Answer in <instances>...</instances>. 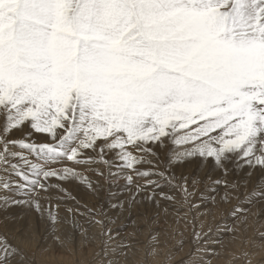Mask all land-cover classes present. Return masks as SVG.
<instances>
[{
	"label": "snow or ice",
	"instance_id": "obj_1",
	"mask_svg": "<svg viewBox=\"0 0 264 264\" xmlns=\"http://www.w3.org/2000/svg\"><path fill=\"white\" fill-rule=\"evenodd\" d=\"M193 159L224 174L208 177V192L238 187L226 179L230 164L264 173V0H0V192L26 197L0 196V206H30L53 231L67 223L86 240L77 217H87L100 229L95 264H120L129 245L62 184L97 192L86 172L123 180L129 199L111 204L121 211L138 197L157 208L178 203L166 186L189 211L215 205L203 193L191 202L198 178L190 191L187 176L172 174ZM252 198L264 200V178L244 197ZM64 199L75 203L62 220ZM188 223L193 250L181 264H210L206 246L220 241L203 221ZM0 264H31L26 241L0 234Z\"/></svg>",
	"mask_w": 264,
	"mask_h": 264
},
{
	"label": "rangeland",
	"instance_id": "obj_2",
	"mask_svg": "<svg viewBox=\"0 0 264 264\" xmlns=\"http://www.w3.org/2000/svg\"><path fill=\"white\" fill-rule=\"evenodd\" d=\"M169 147L172 146L169 145ZM163 162L166 163V160ZM144 167L149 166L144 165ZM229 169L226 179L236 182L238 187L225 189L223 185H220L214 186L215 192H208L206 191L208 177L211 176L212 179L224 178L223 172L214 169L210 163H206L202 167L198 159L173 166L172 174L177 177L181 175L188 177L187 184L190 191L193 190L192 179H199L200 182L194 186L195 195L191 197L192 203L199 204L202 193L206 196H216L217 203L215 205L209 202L199 209L191 211H189L188 205L183 204V198L179 191L167 186L162 190L174 195L178 203L170 204L161 201L160 207L157 208L154 203H149L142 197H138L139 203H134L131 209H128L127 203H125L123 211L119 208H111V204L126 202L129 199L130 191L125 187L123 180L115 185L106 184L100 177L86 172L85 174L94 182L99 181L100 187L97 192H89L76 181L65 182L62 186L81 205L87 204L92 207L93 214L96 209L104 213V216L96 215V219H104L106 227L112 229L118 243L123 242L129 245V248L133 245L137 248L138 254L142 252L141 264H147L150 256H155L159 260L158 264H181L182 260H187L189 253L193 250L189 246L193 230V224L188 223L189 220H193L198 229L200 222L203 221L204 231H207L211 226L212 233L209 234L211 239L220 241V243L206 246L211 253H215V255L205 254L206 262H210V264H264V200L252 198L249 202L244 199L246 193L251 192L260 179L264 178V173L259 169L247 167L235 169L231 164ZM249 172H251V176L248 175ZM225 191L231 193L226 203L220 199ZM4 195L14 196L12 193L0 192V196ZM49 195L56 198L63 197L64 194L53 190ZM14 198L26 199L22 196H14ZM55 202L57 201L53 199V203ZM74 203L75 201L71 199L61 201L60 216L62 220L67 216L64 206H71ZM236 207H239L241 211L233 216L231 212ZM165 208L168 209L167 212L164 211ZM206 208L210 209V213L196 219L197 213L204 212ZM80 210L85 211L83 207ZM109 219L114 220L115 223H109ZM77 220L86 231L92 229L100 231L99 226L90 222L87 217L78 216ZM224 225L231 228L232 231L217 232V228ZM62 230L64 235L61 233ZM5 233L10 239L15 234L16 236L20 235L19 237L26 241L31 264H95L93 257L98 250V241L101 239L98 235L96 239L86 241L84 239V243L78 245L77 241L81 236L80 230L61 222L56 225V230L53 231L47 218L42 217L40 213L27 205H10L6 208L0 206V234ZM153 235L157 236L156 242H151ZM61 239L72 243L71 250L66 248V243H63ZM179 240L184 241L183 251L177 244ZM153 249L156 250L155 255H149ZM124 258L125 256L119 257L120 260Z\"/></svg>",
	"mask_w": 264,
	"mask_h": 264
},
{
	"label": "bare ground",
	"instance_id": "obj_3",
	"mask_svg": "<svg viewBox=\"0 0 264 264\" xmlns=\"http://www.w3.org/2000/svg\"><path fill=\"white\" fill-rule=\"evenodd\" d=\"M186 167V165H185ZM184 169V168H183ZM191 169V168H190ZM122 187V186H121ZM122 191V190H121ZM119 194V193H118ZM38 218V217H37ZM62 235H64L63 233V230L61 231ZM79 233V232H78ZM99 235V230L97 229H92L91 231H87V236L90 238V239H87V240H93V239H96ZM20 236V235H19ZM18 236V237H19ZM22 236V235H21ZM63 237V236H62ZM84 239L85 237L81 234V236L78 238V241H77V244L78 245H81L82 243H84ZM74 240V239H73ZM61 241L63 243H66V248L71 250V247H72V243H68V241H65V240H62ZM86 241V239H85ZM30 243V242H29ZM75 244V243H74ZM76 245V244H75ZM131 245V244H130ZM29 249V248H28ZM32 249V248H31ZM136 247H133V245L125 250H121L123 252H126L127 253V256H125L124 259H121L120 260V264H141L140 261L143 259V253L140 252V254H138V252L136 251ZM32 251V250H31ZM138 254V255H137ZM64 256V255H63ZM139 256V257H138ZM127 259V260H125ZM146 260V259H145ZM161 260V259H160ZM159 263V260H157L155 258V256H150L148 261H147V264H158Z\"/></svg>",
	"mask_w": 264,
	"mask_h": 264
}]
</instances>
